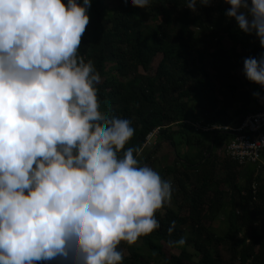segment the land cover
Masks as SVG:
<instances>
[{"label": "clouds", "instance_id": "1", "mask_svg": "<svg viewBox=\"0 0 264 264\" xmlns=\"http://www.w3.org/2000/svg\"><path fill=\"white\" fill-rule=\"evenodd\" d=\"M224 3L264 49V0ZM91 4L0 0V264H122L118 245L160 228L155 214L171 202L172 181L126 147L132 121L102 110L100 73L78 54ZM184 4L197 13L212 0ZM243 73L264 87V51L243 59Z\"/></svg>", "mask_w": 264, "mask_h": 264}, {"label": "trees", "instance_id": "2", "mask_svg": "<svg viewBox=\"0 0 264 264\" xmlns=\"http://www.w3.org/2000/svg\"><path fill=\"white\" fill-rule=\"evenodd\" d=\"M109 1L92 0L78 54L100 73L102 110L132 121L134 135L126 147L141 148V164H149L163 142L174 149L173 163L159 169L152 162V167L177 190L155 214L160 228L132 245H118L122 264H264V165H250L243 177V166L224 149L223 160L216 154L232 138L223 127H237L262 109L258 100L264 87L245 77L243 59L264 49L224 15L230 7L224 0H212L197 13L184 0H152L147 9L125 8L122 0L110 8ZM158 55L162 58L153 73ZM195 122L214 129L196 130ZM157 128L156 145L144 148ZM181 145L184 154L178 151ZM221 170L223 176L217 173ZM222 213L227 229L221 234L212 223ZM181 236L184 245H168ZM165 246L179 254L168 255Z\"/></svg>", "mask_w": 264, "mask_h": 264}, {"label": "built area", "instance_id": "3", "mask_svg": "<svg viewBox=\"0 0 264 264\" xmlns=\"http://www.w3.org/2000/svg\"><path fill=\"white\" fill-rule=\"evenodd\" d=\"M255 113L248 114L241 124L234 128L223 127L232 132V138L225 145L226 156L240 166L258 165L262 163L264 152V105ZM189 123V122H188ZM196 130L209 131L214 128L204 127L201 122H195ZM160 134V128L150 132L144 143V147L156 144Z\"/></svg>", "mask_w": 264, "mask_h": 264}, {"label": "rangeland", "instance_id": "4", "mask_svg": "<svg viewBox=\"0 0 264 264\" xmlns=\"http://www.w3.org/2000/svg\"><path fill=\"white\" fill-rule=\"evenodd\" d=\"M108 3H109V7L110 8H114L118 4V1L117 0H111ZM224 43L226 45H229V42L226 39L224 40ZM161 58H162V56L158 55L154 59L153 64H152L153 73L156 71V68H157L159 62L161 61ZM237 73H238L239 76H241L242 75V70L241 69L238 70ZM258 103L261 106H262L261 103H263V105H264V97L263 96H261L259 98ZM225 143L226 142H223L222 146L217 149L216 154L218 156H219V154L222 153V151H223V149L225 147ZM161 145H162L161 148L156 152V154L154 155L153 159H151V162H149V164H147V165L152 167V165H153L152 162H153L154 165L156 166V168L161 169L162 166H164L166 164H171V163H173L175 161V151H174V149L171 146H169L168 143H166V142H163ZM185 149H186V147H184V145H181L180 147H178V151L182 152V154H184ZM191 154H193V152H191ZM219 157H220L221 160L224 159L222 156H219ZM262 162L264 164V157H263ZM249 166L250 165L242 167V169H241L242 171L241 172H243V177L247 175L246 171L249 168ZM217 173H218V175L223 176L222 170L218 171ZM244 180H245V178L241 179V177H240L241 184L244 183ZM173 189H174L173 192L176 193L177 192L176 188L173 187ZM174 198H176V196H174ZM180 202H181V200L179 201L178 206L180 205ZM187 211H188L187 209H184L183 213L186 214ZM225 217H226V214L222 213L220 218H219V220H216L215 222L212 223V226L214 227V229L217 230V232H219L221 234L227 229L226 228L227 227V223L225 221ZM165 251H166V253L168 255H170V254H179L178 250L171 249L170 247H166V246H165ZM224 255H225L226 258H229V255L226 252V250L224 251ZM37 263H39V262H37ZM192 264H196V263H192Z\"/></svg>", "mask_w": 264, "mask_h": 264}]
</instances>
